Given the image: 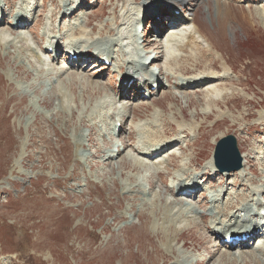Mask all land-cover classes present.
<instances>
[{"label":"rangeland","instance_id":"rangeland-1","mask_svg":"<svg viewBox=\"0 0 264 264\" xmlns=\"http://www.w3.org/2000/svg\"><path fill=\"white\" fill-rule=\"evenodd\" d=\"M6 1H9L5 8L7 16H0V262L175 264L177 256L183 255L196 258L197 263L194 264H230L226 263L227 259L219 257L221 239L216 240L210 236L207 217H204V225L184 231L170 250L167 239L164 240L153 233V223L159 218L160 225L167 226L166 231L174 234V229L167 225V220L162 217L163 205H159L154 216L150 203L142 207L143 197L139 196L135 201H131L122 196L124 186H134L129 183V178L134 177L138 181L147 178L145 189L150 191L148 199L160 190L164 192V198H167L171 194L166 193L165 186L171 181L167 176L162 182L156 178L157 173L150 177L149 171H144L141 175L132 172L130 167L140 159L128 151L121 154L116 163L106 166L92 158L98 153V159L110 155L113 142L125 141L130 146V139L136 143L139 140L137 125L141 126L152 116L153 108L147 106V103L154 101L166 115L169 114L171 105L173 112H178V123H203L195 136V144L187 149L186 154H190L195 160L187 171L200 169L199 174L203 172V167L212 160L216 144L223 138L221 136H234L233 132L240 130L239 135L249 138V142L243 144V150L251 155L250 162L244 167L248 174L247 180L237 175L224 178L216 176L211 184L215 187L221 184V188H224V184L226 186L229 183L234 185L238 192H242L245 185L246 189L259 191L256 199L261 201L264 195V124L260 119V115L264 114V25L255 10L264 9L263 1H253L250 6H244L233 0H229L227 4L222 3L225 0H194L197 9L189 10V13L195 12V23L201 26L203 36L223 53V58H217V54L216 57L213 55L215 58L203 56L201 62L196 63L192 58L195 51L191 47L185 50L180 48L187 45L184 44L185 36L194 30L193 26L184 27L187 31H173L169 27L162 34L161 37H164L161 42V37H157L160 35L158 28L162 25L158 26L159 23L153 14L146 13L145 0H65L70 7L84 6L73 16L84 21L86 26L83 40L80 39L85 41L82 47L93 45V48L97 49V45L101 43L105 47L111 38L105 39L106 41L104 38L112 29L115 35L120 32L117 38L123 36L119 49L124 54L136 58L133 53L141 52L143 58L151 59L154 58L155 52L142 44L145 34L147 42L156 43V47L162 48L164 52L161 58L156 56L154 67L164 69L167 74L178 72L176 77L179 79L183 77L179 73L180 70L197 69V72H204L214 63V69L223 72L222 75L225 68L231 67L234 71L232 73L228 68L230 72L226 73V76L237 85L217 84L214 87L223 93L208 101L207 95H215L219 90L211 94L208 89L213 87L195 90L180 86L186 89L185 92H176L174 89L155 91V96L148 99L150 101L147 103L131 101L128 97L133 95L125 93L120 104L123 107L128 104L134 106L133 121L129 119L127 122H132L129 133L124 131L129 125L124 126L120 138L112 136L113 140L108 135V125L117 109L106 107L103 110H92L91 105L97 100L92 99L94 101L89 105L91 98L87 95L85 99L82 98L81 88H89V81L100 82V87L104 89L102 91L108 90L112 93L116 88V81L111 78L114 64L105 68L107 66H102L101 63L102 65L96 64L99 68H94L95 61H91V64L90 58L85 56L86 60L80 64L84 66L87 62L86 67L79 65L72 68L70 63L65 61L66 47L63 40L59 42V50L63 52L58 56L56 53L47 52L48 48H54L50 47L49 43L56 41L60 35L74 41L79 40L80 36L75 35L68 27H77L74 24L79 25L78 22H69L70 19L59 18L60 15L57 19L48 18L50 10H53L50 1L38 0L36 9L31 12L32 18L29 15L30 22L26 29L21 30L16 37L9 35L7 22L14 21L10 14L17 13L25 5H13L16 2L21 4L22 0H2L1 4L5 6ZM191 1L189 0L185 7H190ZM227 6L230 15L223 19L217 7L222 9ZM10 9H14L13 12ZM153 10H156L155 6L150 12ZM217 13L221 18L219 21ZM87 16H90L88 25ZM115 16L119 18L116 25L113 24ZM39 17L44 19V24L37 26L36 32L32 34L29 28ZM163 17L165 19L168 16L164 14ZM218 25L221 31L218 30ZM52 29L55 32H52ZM92 31L94 33H91ZM129 31L133 35L130 41L125 38ZM172 35L176 36L172 37L174 41L172 44L167 43V38ZM20 38L26 39L25 48L30 47L38 53L40 61L33 58L28 49L23 48L24 44H20ZM8 42L15 43V47H6ZM134 42L135 47L132 46ZM53 68L55 70L46 75ZM41 70H44L42 76L36 78ZM78 74L87 77V82H79ZM58 93L66 95L67 98L61 101ZM220 115L223 117L218 118ZM217 119H220V123L217 121L215 126ZM172 124L171 122L169 133H177L178 125ZM167 128L160 127V130ZM186 135L189 140L192 138L190 133L187 132ZM77 143L80 144L79 148ZM247 144L251 147L244 146ZM243 150L241 148V152L239 151L240 156L243 155ZM78 153L83 156L80 155L79 158ZM89 155L91 158H87ZM84 156L86 159H83ZM187 159L190 161V158ZM181 160H176L179 166L182 164ZM172 170L170 167L166 172L172 173ZM135 179H132V182H136ZM152 179L153 188L150 190L147 185ZM71 180L76 182L75 186L69 184ZM92 186L97 187V193H101L97 194L98 197L90 196ZM203 196L197 195L195 201L189 202L194 204ZM238 197L242 198L241 195ZM128 205H132L134 211L141 206L144 215L138 217L132 226L123 228L126 224L122 222H126V217L129 216L126 213ZM198 208L207 209L201 206ZM157 233L160 235V232ZM261 239L263 242L264 237ZM254 246L253 249H257ZM231 250L239 256L238 248ZM146 252H149V255ZM251 254L252 252L247 254L245 251L241 257H237L243 261L233 264H264V250L261 255L253 253L257 260ZM3 258L6 261H3Z\"/></svg>","mask_w":264,"mask_h":264},{"label":"bare ground","instance_id":"bare-ground-1","mask_svg":"<svg viewBox=\"0 0 264 264\" xmlns=\"http://www.w3.org/2000/svg\"><path fill=\"white\" fill-rule=\"evenodd\" d=\"M1 1L2 0H0V6H1ZM48 1H50L52 5L54 6V10L50 12L48 15V18L51 20L57 19L59 15L62 17L64 16L71 17L72 15H74V13L78 9H80V6L70 7V5L67 4L65 0H48ZM160 1H163L165 3H171L173 6H177V5L183 6L189 0H145V8L147 12L151 11L152 8L155 6V3L160 2ZM233 1L237 3V0H233ZM262 1L264 3V0ZM191 2H192L191 7L197 6L196 1L192 0ZM228 2L230 1L225 0L222 3L227 4ZM238 2L247 3L249 1L248 0H238ZM7 3L9 4V1H6L5 5H7ZM37 3H38V0H22L21 4H18L17 2L13 4L18 7L24 4L25 7L20 8L17 13L10 14V16L14 18V21L7 22V26H8L7 29H8L9 35L16 37L21 30L26 29V27L28 26V23L30 22L29 15H31V18H32L33 14L31 12L33 9H35L34 7L37 5ZM218 6H220V4ZM156 7L157 8L160 7L159 3L157 4ZM13 10L10 9L11 12H13ZM217 10L223 19L224 17L230 15L229 6L224 7L222 9L220 7H217ZM158 11L163 13V8H160ZM255 11L257 13L258 19L260 21L262 20V24L264 25V9H256ZM154 12L156 13L157 11H154ZM172 12L175 14V16L174 15L171 16L170 14L171 20L170 19H167L165 21L162 20L163 22L161 23L162 27L159 28L160 34L165 31V28L167 27V25L169 29V25L172 24L170 28H172L173 31H179L181 29L187 31L186 29L187 26H190L191 24L193 25L194 30L192 32H189L188 36H185L186 42H184V44H187V45L181 46V47L179 46V47L182 50H185V48L187 47H191L195 51V56H193L192 58L196 61V63H200L203 56L205 58L206 56L211 57L213 55L216 57V54H217L219 55L217 56V58H223V53L219 51L218 49H216L215 47H213L214 44L211 41H209V39L203 36L202 29L200 28L201 26L198 23H195V12L192 14L194 18L187 17L188 13L187 15L184 16V18H179L178 14H176L174 11ZM183 12H185V10H183ZM219 14L217 13L218 21L221 20ZM0 16L1 18H3V16H7L5 9L1 10L0 8ZM87 17L88 19H87L86 25H88L89 23L88 21L90 19V16H87ZM118 20L119 18L115 16L113 24L115 25L118 24ZM72 21H76L79 23V25H76V23L74 24V26H77V27H72L73 25L72 26L68 25V27L73 32H75V35L77 36L80 35L79 40L74 41L73 39L69 37L65 39L64 37L60 35L57 38L58 42L56 44L55 43L51 45L49 44V46L56 47L57 44L60 42V40H63L65 47H66L65 51L67 52L65 61L67 63H70V65L72 64L71 65L72 68H75L76 66L79 67L78 64H80L83 61V58L85 56H88V55L94 56L100 53L101 56L89 57L90 58L89 63H91V61H95L93 64L95 66L94 68H99L98 67L99 65H96V63L99 62L105 65V63L111 64V61H112V63L114 64L113 66L114 71L113 73H111V78H113L117 82H120L122 79H125L127 81L125 82V84L127 85H122L120 82V84H118L119 86L118 87L116 86L115 90H113L112 93L111 92L109 93L108 90H105L106 92L102 91L104 89L100 87L102 86L100 82L94 83L92 81H89L90 82L89 88H87L86 86L81 88L82 98L85 99L86 98L85 95H87L88 98L89 97L91 98V100H89V105L94 100H97L94 103V105H91L92 110H96L98 108L103 110L106 107H109L111 110L112 108L117 109V112L114 115H112V117L110 118V120L112 121L114 120V122L111 121L109 125L107 124L108 129H109L108 135L111 139H112V136L116 137L117 135L116 132L120 126H122V129L120 127V130H121L120 136L121 134H123V129H124L123 127L124 126L127 127V125H129V128L125 129L124 131L129 133L130 126H131L130 124H132V122L131 123H127V122L129 119L133 121V111H134L133 107L134 106H132V104H128V106L123 107L120 104V101L121 99H123V96L125 95V93L130 92L131 89H133L134 95H135V97L131 101L137 100V101H143L147 103L148 101H150L148 99H150L152 96H155L153 95V92L155 91V87H157V90H161V89L166 90L167 88H169V89L181 90V91H183V89L182 88L178 89L177 86H181V85L190 86V87L195 88V90H198L201 88L203 90L206 88L208 89L209 87H213L211 89H208L209 93L212 94L216 90H219L216 87H214L217 84H220L221 86H227V85L232 86L233 84H235L234 82L231 81V79L228 76H226V73H229L230 71L234 73L232 68L226 65L230 71L228 70V68L226 69L224 67L225 72H224V75H222L223 72L214 69L215 63L211 64L210 68L206 69L204 72L203 71L197 72V69L191 70V71L186 70V69L180 70L179 73L181 74V76L189 77L187 79L182 78L183 80L176 77V74L178 72L174 71L172 74H167V72L164 69H162L156 80L148 79L143 84H140L141 82L138 80H137L138 83L136 81L134 82L133 79H137V77L141 75V71L148 72L147 69L145 70L143 68L144 66L148 67L149 64L143 63V60H145L144 59L145 57L144 58H141V57L133 58L127 53L124 54L119 49L120 40L123 39V36H120V38H117V35L120 32L117 33L116 35L112 29H110L107 32L104 40L109 39V38H111V40L109 41L108 46L105 47L106 52L102 51V48L104 47V44L102 43L100 45H97V47H99L97 49H94L93 45H84L85 47H82V44H84L85 41H81V40H83L82 38L84 37L86 33L85 31L86 26H84V21L77 20L76 18H70L69 22H72ZM43 24H44V19H42V17H39L36 23L31 28H29L30 30L29 32L34 34V32H36V27L43 25ZM218 30L221 31L220 25H218ZM51 31L55 32L54 29H52ZM91 33H94V31H92ZM44 36H45V32L43 33V37ZM174 36L175 35L169 36L167 38V43H171L172 41H174V39L172 38ZM163 37L160 38L161 42H162ZM125 38L129 41L132 40L133 39L132 32L129 31V35H126ZM4 41L5 40H3V42ZM19 42L20 44H24V47H23L24 49L26 50L28 49V51H30L31 54H33V58H35L37 61L41 60L38 53L34 52V50H32L30 47L25 48V45H26L25 38H20ZM161 42H160V45H162ZM12 45L13 47H15L16 44L15 43L13 44V42H8L6 44V47H11ZM143 45H146V47H150L154 49L155 56L154 58H151L150 64L154 63L157 58H161V56L164 53L162 48L156 47V43L152 44L151 42H147L146 40L144 41ZM162 47L165 48L164 45ZM58 52L59 50L56 51V53ZM157 55L158 57L156 58ZM86 65H88V63H85L84 66L82 65L81 66L82 68H84L86 67ZM198 65L199 64H197L196 67H198ZM166 69L168 70V67H166ZM54 70L55 69L53 68L51 71L47 72L46 75H50ZM103 70L101 71L103 72ZM117 71L119 73H116ZM42 72H44V70L39 71L38 75H36V78L39 76H42ZM78 75L80 76V77L77 76V80L79 82L85 81V80L87 82V79H88L87 77H84L81 74H78ZM102 75H105V74L102 73ZM203 80L206 82L205 85H201L202 84L201 82ZM109 81L111 82V80ZM173 81H176V82H173ZM167 83H169L170 86H167ZM54 84L55 83H53V85ZM53 85L51 84L52 89L54 88ZM146 85H149V86L147 87ZM128 86H131V88L127 91ZM134 86H137V88H134ZM143 92H145V94ZM183 92H185V90ZM221 93H223V91L219 90V93L215 95H207L208 97L207 101L214 97L217 98L218 95ZM57 96L61 101H64V99L67 98L66 95L64 94L58 93ZM222 97L224 98V95ZM213 103H215V100ZM148 105H150V107L153 108L152 116L149 118V120H146V122L142 124L141 126L140 124L137 125V128H139L138 129L139 140L136 141V143L130 139H129V141L131 142L130 146H128L125 141L113 142L111 143L112 145H111V149L109 153L110 155H108L106 158L104 157L102 159H98L96 158V156H100V154L98 153L96 155H93L92 160L101 161L102 162L101 165H104V166L111 165V164L116 163L119 160V156L121 154L128 151V153H132L133 156H137L140 159V161L134 162L133 165L130 167L132 169V172H136L141 175V173H143L144 171H149L150 177L153 175V173H157L156 178L159 181L161 180L163 182L166 176L167 178L171 180L168 186H165L166 193H171L169 194V197L167 198H164V192L160 190L159 192H157L156 194H154L148 199L147 196L150 195V191H147L145 189L146 188L145 182L147 181V178H145V180L141 179L138 181V179L137 178L135 179L134 177L129 178V183L133 184L134 186H131V185L124 186L123 195H122L124 198L129 199L131 201H135L139 196L143 197L144 199L142 200L143 202L142 207L145 206L147 203H150V205L153 207L152 211H153L154 216L157 214L159 205H163L164 215L162 217L164 218V220H167L168 224L167 223L166 224L170 225V227L174 229V234H170L169 232L166 231L167 229L165 228H168L167 226H163L164 227L163 228L160 225L159 218H156V222L154 221L153 223V229H154L153 233L154 234L156 233L158 237L161 236L162 239L164 240L167 239V242L169 245L168 247L170 250L172 248L173 243L178 242V237L181 236L184 233V231H189L194 228H197L200 225L201 226L204 225L205 224L204 217H207L208 218L207 229H209L210 236L216 240L221 239V242H220L221 253L219 254L220 259L225 258L228 261L226 263L233 264L235 262L243 261L242 258L239 259L237 257H241L243 253L247 251V254H249V252H252L251 254L252 257L255 260H257V258L254 256L253 253H260L261 255L262 251L264 250V241L262 242V239H261L262 237H264V233L261 234L259 232L260 227L261 229L264 228V225H263L264 218L262 219L258 218L259 213H256V209L253 208V205H252L254 202L257 203V200L255 199L257 198L259 191L253 190L251 188L246 189L245 185H243L242 192H238L234 189V185L229 184V183L226 186L224 184V188H221L222 187L221 184H218V187H215L211 184L212 181L215 180V177L217 176V174L223 178L230 177L232 175L233 176L237 175L241 177L242 179L246 178L247 180L248 174H247V170H245L244 167H246L247 163L250 162L249 157L251 155H248L247 151L243 150V144L249 142L248 141L249 138L246 136L239 135L238 133L240 132V130H236L233 132V134L236 136V139L238 141V148L240 146L239 150H241V148L243 150L242 156L244 160L243 162L244 165H243V169L240 170L239 172L231 173V174L230 173H227V174L219 173L214 165L213 159L207 163L206 167H203L204 170L201 174H199L200 169L187 171L189 169V166L194 164L195 162V160H193V157H191L190 154L188 155L186 154L187 149L190 148V145L193 146L195 144L196 139H197V137L195 136L199 132L198 129L202 127L203 123L196 124L195 121H192L190 123H187V122L178 123L176 119L178 112L176 111L173 112L172 110L173 108L171 107V105L169 107L170 110H169L168 115L162 113L163 109H161L159 106H156L154 104V101H152L150 104L147 103V106ZM159 109H161V111ZM156 110H159V111H156ZM221 117H223V115L222 116L220 115L218 118H221ZM260 119L263 120L262 123L264 124V114L260 115ZM217 121H219L218 123H220V119H217L215 123ZM171 122L173 123L172 125H175V126L176 124L178 125V127L176 128L178 130L177 133H172V134L169 133V129L172 128L170 125ZM218 123H216L215 126ZM165 126L168 127L166 130H160V127H165ZM187 132L192 135V138L190 140L187 138V135H186ZM221 137L225 138L224 136H221ZM244 146H247L248 148L251 147V145H248V144ZM79 147H80V144L77 143V148ZM78 155H79V158L83 156L82 153H78ZM146 156H149V158ZM165 157L167 158L165 159ZM187 157L190 158V161L187 159ZM87 158H91L90 155ZM163 158L164 160H162ZM83 159H86V157L84 156ZM178 159L180 160L183 159L181 160L182 164L180 166L176 162V160ZM155 161H157L156 163L158 164H156ZM196 162L198 165H200L198 160ZM170 167L173 169L172 173L166 172V170ZM248 171L250 172V169ZM162 174H165V175H162ZM132 179H135L137 181L132 182ZM199 184L202 185L200 189H198ZM152 185H153V179L147 185L150 190L153 188ZM203 185H206L207 189L206 188L204 189ZM196 190H198L197 193L193 192ZM209 190H212L214 192L211 197L208 196ZM161 192L163 194H161ZM199 194L200 196L204 195L201 200H196V203L194 204L192 202H189V201H195L194 200L195 197ZM239 195L242 196L241 199L238 197ZM185 200H188V201H185ZM210 200H212V202ZM258 202H260L261 204V201L258 200ZM210 203H211V206H209ZM198 206H201L202 208H207V209L202 210L198 208ZM142 207L140 206L138 210L134 211V207L132 205H128V207L126 208V213L129 214V216L126 217V222H128L129 225L127 227L133 225L134 221H131L132 218L137 220L138 217L139 218L143 217L144 212L142 211ZM133 211L134 213H132ZM242 220H245V223ZM251 231L254 234L253 237H257L261 235V237L257 239L258 241L257 245L254 246V248H257V249H253V244H252L253 239L251 240L249 239V235ZM157 232H160V235ZM230 237L240 238L238 241V242H241L239 244L240 246L239 254H238L239 256H236V254H233L231 252L232 251L231 249L237 246L236 241L234 242V244H231V245H227L225 243L226 239ZM146 253H148L149 255V252H146ZM2 260L6 261L4 258ZM179 261H183V262L185 261V263H181ZM9 263L11 264L10 261ZM194 263H197L196 258L192 259L190 257L183 256V255H178L177 262L175 261V264H194ZM0 264H3V263L0 262Z\"/></svg>","mask_w":264,"mask_h":264},{"label":"water","instance_id":"water-1","mask_svg":"<svg viewBox=\"0 0 264 264\" xmlns=\"http://www.w3.org/2000/svg\"><path fill=\"white\" fill-rule=\"evenodd\" d=\"M215 154L216 164L221 172H234L241 169V158L233 137L222 139Z\"/></svg>","mask_w":264,"mask_h":264}]
</instances>
